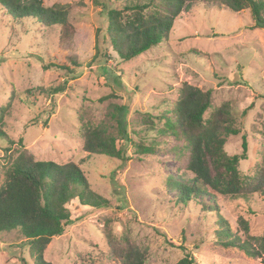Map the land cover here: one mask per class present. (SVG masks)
<instances>
[{"label": "rangeland", "instance_id": "1", "mask_svg": "<svg viewBox=\"0 0 264 264\" xmlns=\"http://www.w3.org/2000/svg\"><path fill=\"white\" fill-rule=\"evenodd\" d=\"M124 1L44 0L45 6H69L74 34L63 42L60 26L14 19L0 5V110L16 92L4 118L8 137L0 138V185L10 160L26 148L37 160L74 162L92 190L110 201L102 208L81 205L78 198L67 204L71 221L44 251L52 264H121L107 244L106 224L119 246L128 237L147 248V264H176L185 255L182 246L197 264H262L260 257L221 244L219 228L225 221L233 237L263 252L264 194L248 201L211 193L201 202L179 201L172 183L193 179L187 167L191 151L162 130L184 82L212 89L205 118L230 102L240 130L227 138L226 152L240 154L246 135L248 159L240 162V173L264 167V29L250 28L249 9L233 12L219 0L196 2L175 19L168 40L123 62L104 34L108 11ZM98 50L101 56L94 59ZM114 76L123 81L121 90H114ZM58 85L65 86L58 94L39 90ZM113 91L116 96L99 102ZM114 104L128 105L130 138L155 148V154H136L124 140L118 146L127 152L125 162L84 150L81 124H114ZM0 264H35L19 229L0 232Z\"/></svg>", "mask_w": 264, "mask_h": 264}, {"label": "trees", "instance_id": "2", "mask_svg": "<svg viewBox=\"0 0 264 264\" xmlns=\"http://www.w3.org/2000/svg\"><path fill=\"white\" fill-rule=\"evenodd\" d=\"M196 2L209 0H125L122 7L108 11V25L104 39L108 40L119 58L129 61L168 40L175 19L189 11ZM233 12L249 9L254 24L251 29H264V0H219ZM1 8L14 19L34 18L44 25H58L61 42L71 39L74 26L69 20V6L55 3L45 6L44 0H0ZM98 50L94 59L99 58ZM2 60H0L1 62ZM74 66H80L72 58ZM57 66V65H47ZM63 69L69 67L58 66ZM70 72H73L70 69ZM114 90H121L124 83L120 76L112 78ZM64 85L39 90L50 95L64 91ZM170 116H164L163 133H170L182 141L191 151L188 170L194 175L188 182L173 181L172 186L180 193L179 201L201 202L209 193L248 201L255 193L264 194V167L257 166L252 175L243 176L239 170L242 160L248 159V141L242 137V152L229 155L225 150L227 138L239 134L235 114L230 102L217 108L208 118L212 89L201 88L184 82ZM116 96L113 91L99 99L103 102ZM16 100L13 91L7 105L0 110V138H7L5 115L12 110ZM111 107V106H110ZM252 105L243 110L245 117ZM127 104H114L109 110L114 124L102 122L98 125L82 123L83 148L89 153L127 161L126 150L118 146V140L130 142L136 154H155L156 149L134 142L129 135L125 116ZM163 118V117H162ZM79 199L81 205L95 208L108 207L110 201L90 187L83 170L74 162L56 163L37 160L26 148L10 160L5 171V180L0 185V232L19 229L28 240L31 257L35 264H52L44 258L47 245L55 236L64 233L71 221L67 204ZM207 210L210 208L206 205ZM220 225L221 244L239 247L252 257L262 258L263 252L253 249L233 237L228 224ZM244 222V221H243ZM245 231L248 230L246 225ZM105 237L112 254L121 259V264H147L148 249L132 244L128 237L119 246L113 229L106 224ZM185 249V255L176 264H197L193 254Z\"/></svg>", "mask_w": 264, "mask_h": 264}]
</instances>
